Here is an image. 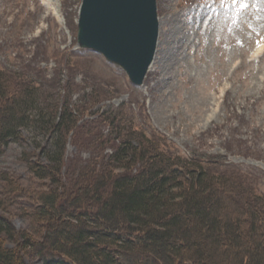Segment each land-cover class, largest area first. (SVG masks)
Wrapping results in <instances>:
<instances>
[{"label":"trees","instance_id":"16d2710c","mask_svg":"<svg viewBox=\"0 0 264 264\" xmlns=\"http://www.w3.org/2000/svg\"><path fill=\"white\" fill-rule=\"evenodd\" d=\"M39 75L0 67V156L23 132L51 140L38 147L45 163L23 158L29 190L1 176L0 264H264L258 168L182 156L140 129L125 103L98 109L105 85L74 102L79 86L57 98ZM70 140L90 156L67 163ZM17 193L35 201L30 210L16 213ZM15 217L30 226L16 229Z\"/></svg>","mask_w":264,"mask_h":264},{"label":"rangeland","instance_id":"374dc122","mask_svg":"<svg viewBox=\"0 0 264 264\" xmlns=\"http://www.w3.org/2000/svg\"><path fill=\"white\" fill-rule=\"evenodd\" d=\"M51 2L57 15L43 0H0V67L14 63L26 78L40 74L57 98L64 97L63 87L75 83L81 92L74 102L89 91L86 87L101 83L111 93L98 109L125 103L140 129L164 137L182 156L196 153L242 169L258 168L253 175L264 195V53L252 57L264 43V0H157L158 46L140 88L100 55L78 49L80 0ZM50 144V138L31 131L9 141L0 156V193L3 173L29 190L32 181L23 158L30 154L45 163L38 153ZM88 149L70 140L67 163L88 158ZM21 195L16 194L17 214L35 204L28 194ZM13 224L16 229L30 226L24 217L13 218ZM26 264L42 262L32 256Z\"/></svg>","mask_w":264,"mask_h":264},{"label":"water","instance_id":"95a60500","mask_svg":"<svg viewBox=\"0 0 264 264\" xmlns=\"http://www.w3.org/2000/svg\"><path fill=\"white\" fill-rule=\"evenodd\" d=\"M159 35L156 0H82L78 46L103 54L142 85Z\"/></svg>","mask_w":264,"mask_h":264},{"label":"bare ground","instance_id":"6f19581e","mask_svg":"<svg viewBox=\"0 0 264 264\" xmlns=\"http://www.w3.org/2000/svg\"><path fill=\"white\" fill-rule=\"evenodd\" d=\"M45 2H46L47 4L50 5L51 0H45ZM263 51H264V45L260 46V47L255 51V54H254V55H259V54H261Z\"/></svg>","mask_w":264,"mask_h":264}]
</instances>
